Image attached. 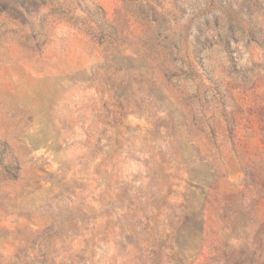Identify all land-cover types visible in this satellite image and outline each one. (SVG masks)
<instances>
[{"label": "rangeland", "instance_id": "rangeland-1", "mask_svg": "<svg viewBox=\"0 0 264 264\" xmlns=\"http://www.w3.org/2000/svg\"><path fill=\"white\" fill-rule=\"evenodd\" d=\"M0 264H264V0H0Z\"/></svg>", "mask_w": 264, "mask_h": 264}]
</instances>
